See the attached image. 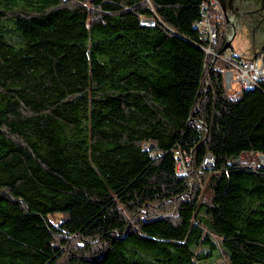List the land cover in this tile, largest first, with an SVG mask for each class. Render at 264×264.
<instances>
[{
	"label": "trees",
	"instance_id": "16d2710c",
	"mask_svg": "<svg viewBox=\"0 0 264 264\" xmlns=\"http://www.w3.org/2000/svg\"><path fill=\"white\" fill-rule=\"evenodd\" d=\"M204 1L0 0V264H264V80Z\"/></svg>",
	"mask_w": 264,
	"mask_h": 264
},
{
	"label": "built area",
	"instance_id": "2783aa9c",
	"mask_svg": "<svg viewBox=\"0 0 264 264\" xmlns=\"http://www.w3.org/2000/svg\"><path fill=\"white\" fill-rule=\"evenodd\" d=\"M205 8V15L201 21L196 24V27L208 40L207 52H212V56L216 61L219 59L229 67L228 73H225V80L229 79V86H232L233 81H237L243 86H258L264 80V51L256 55L253 61L243 62V59L234 54L232 49L225 50L222 54L213 50L216 46L219 36V27H226V17L222 5L218 0H205L202 4ZM153 24V21L149 22ZM212 160L205 162V166L211 164ZM192 159L188 155L180 153L177 163V172L180 176H187L192 173Z\"/></svg>",
	"mask_w": 264,
	"mask_h": 264
},
{
	"label": "water",
	"instance_id": "95a60500",
	"mask_svg": "<svg viewBox=\"0 0 264 264\" xmlns=\"http://www.w3.org/2000/svg\"><path fill=\"white\" fill-rule=\"evenodd\" d=\"M222 5V8L226 17V28L228 31V41L226 46L220 51L222 54L225 50L229 49L231 46L238 54H255L254 57H244L243 62L253 61L256 57V51L254 44L252 43L253 38L249 30L244 28L242 30V25H240L238 20V9L236 4L238 1L247 2L254 4L259 9V14L264 16V0H218ZM262 22V35H264V18L261 19ZM253 49V50H252ZM259 49L257 50V52ZM246 58V59H245ZM231 75V73L226 72ZM226 86H229V79L225 81Z\"/></svg>",
	"mask_w": 264,
	"mask_h": 264
},
{
	"label": "flooded vegetation",
	"instance_id": "af4514ba",
	"mask_svg": "<svg viewBox=\"0 0 264 264\" xmlns=\"http://www.w3.org/2000/svg\"><path fill=\"white\" fill-rule=\"evenodd\" d=\"M238 9V20L242 25V30L247 27L254 44L256 55L264 51V35H262V22L260 20L264 16L259 14V9L252 3L238 1L236 4ZM259 51L257 52V50ZM253 50V49H252Z\"/></svg>",
	"mask_w": 264,
	"mask_h": 264
},
{
	"label": "rangeland",
	"instance_id": "374dc122",
	"mask_svg": "<svg viewBox=\"0 0 264 264\" xmlns=\"http://www.w3.org/2000/svg\"><path fill=\"white\" fill-rule=\"evenodd\" d=\"M233 49V48H232ZM234 50V49H233ZM235 53H237L235 50H234ZM238 54V53H237ZM238 55H247V54H238ZM227 72V71H226ZM225 77V76H224ZM226 81V80H225ZM242 90V86L240 83H238L237 81H233L232 82V86L231 87H228L227 86V92H228V95L230 97H236V96H239V93L241 92ZM261 154H253V153H249V154H244L242 157H241V160L243 161V163L245 164H249V165H252V166H256L257 164H262L264 165V161H262V158L259 156ZM263 156V155H262ZM193 164V163H192ZM192 164H191V167H192ZM193 174V173H191ZM57 220L59 221L60 220V217L57 218ZM220 241V239H218ZM218 253L216 254V259L218 258ZM209 262V261H208ZM206 262V264L208 263ZM220 262H218L219 264ZM222 263V262H221ZM203 264V263H201Z\"/></svg>",
	"mask_w": 264,
	"mask_h": 264
},
{
	"label": "bare ground",
	"instance_id": "6f19581e",
	"mask_svg": "<svg viewBox=\"0 0 264 264\" xmlns=\"http://www.w3.org/2000/svg\"><path fill=\"white\" fill-rule=\"evenodd\" d=\"M202 10H203V15H205V8H202ZM206 53H207V55H211L212 56V52H207V49H206ZM252 88H255V86H243L244 90H250ZM259 156L262 158V161H264V156H262V155H259Z\"/></svg>",
	"mask_w": 264,
	"mask_h": 264
},
{
	"label": "crops",
	"instance_id": "0c3cea01",
	"mask_svg": "<svg viewBox=\"0 0 264 264\" xmlns=\"http://www.w3.org/2000/svg\"><path fill=\"white\" fill-rule=\"evenodd\" d=\"M254 55H255V54H247V55H245V56H243V55H241V56H243V57H254Z\"/></svg>",
	"mask_w": 264,
	"mask_h": 264
}]
</instances>
